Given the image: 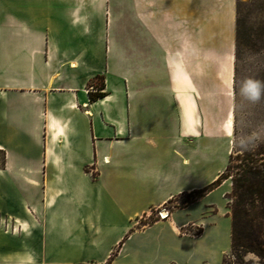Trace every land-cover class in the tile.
<instances>
[{"label":"crops","instance_id":"0c3cea01","mask_svg":"<svg viewBox=\"0 0 264 264\" xmlns=\"http://www.w3.org/2000/svg\"><path fill=\"white\" fill-rule=\"evenodd\" d=\"M235 22V0H0V264H223L230 179L138 221L228 163Z\"/></svg>","mask_w":264,"mask_h":264},{"label":"rangeland","instance_id":"374dc122","mask_svg":"<svg viewBox=\"0 0 264 264\" xmlns=\"http://www.w3.org/2000/svg\"><path fill=\"white\" fill-rule=\"evenodd\" d=\"M237 4L236 19L238 21L239 43L235 46V76H234V111H233V136L232 146L229 154L232 165H236L246 152L261 150L264 152V0H235ZM236 37V25L234 28ZM227 38V37H226ZM235 44V40H234ZM259 81L260 97L253 101L243 91L246 80ZM228 157V159H229ZM258 156L257 158H259ZM233 170V168H232ZM215 198L223 205L225 200L215 193ZM225 198L230 202V198ZM190 197L181 196L172 203H165L164 206L172 207L181 204ZM220 231V245L218 249L229 246V217L222 218ZM139 225H145L146 221H138ZM199 227V226H198ZM0 229L5 230L8 235L11 231L18 230L0 222ZM204 240L200 244V256L198 260L207 258L210 245ZM217 249V251H218ZM207 260V259H206ZM223 264H262V261L252 252H242L241 260L230 253L223 259Z\"/></svg>","mask_w":264,"mask_h":264},{"label":"trees","instance_id":"16d2710c","mask_svg":"<svg viewBox=\"0 0 264 264\" xmlns=\"http://www.w3.org/2000/svg\"><path fill=\"white\" fill-rule=\"evenodd\" d=\"M237 10V4H236ZM235 46L239 43L238 21L236 19ZM98 91L89 93L90 100L105 95L102 81L95 84ZM260 156L259 158H257ZM231 157V155H230ZM215 180L201 189L187 194L194 201L208 191L220 185L225 179H230L231 190L226 194L230 198L228 203L231 216V252L241 260L242 252L254 253L264 264V152H246L236 165H232V159ZM233 168V170H232ZM155 221L150 219L146 224ZM195 235L202 232V227L191 231Z\"/></svg>","mask_w":264,"mask_h":264},{"label":"built area","instance_id":"2783aa9c","mask_svg":"<svg viewBox=\"0 0 264 264\" xmlns=\"http://www.w3.org/2000/svg\"><path fill=\"white\" fill-rule=\"evenodd\" d=\"M170 213H171L170 207L160 205L157 208L151 209L149 213L142 215L140 219L144 221H149L150 219H155V220L156 219H166L170 216ZM197 227L195 226L194 228L189 229V231L191 232L195 230Z\"/></svg>","mask_w":264,"mask_h":264},{"label":"clouds","instance_id":"9594fccd","mask_svg":"<svg viewBox=\"0 0 264 264\" xmlns=\"http://www.w3.org/2000/svg\"><path fill=\"white\" fill-rule=\"evenodd\" d=\"M260 88L261 85L259 81H253L249 79L246 80L245 88L243 89V91L246 95L250 94L248 96L249 99L255 101L260 97Z\"/></svg>","mask_w":264,"mask_h":264}]
</instances>
